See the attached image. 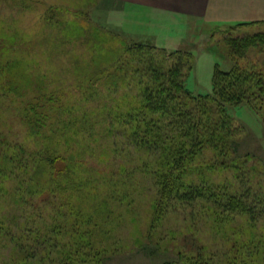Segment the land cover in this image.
I'll use <instances>...</instances> for the list:
<instances>
[{
	"label": "trees",
	"instance_id": "trees-1",
	"mask_svg": "<svg viewBox=\"0 0 264 264\" xmlns=\"http://www.w3.org/2000/svg\"><path fill=\"white\" fill-rule=\"evenodd\" d=\"M254 24L264 26L262 22L239 26ZM227 44L234 58H245L251 49L264 46V31L228 36ZM116 53H120L116 59L106 61L109 79L103 89L84 88L69 97L47 88L23 93L24 64L7 47H0V117L11 110L9 100L12 105L19 102L17 114L30 142L28 146L11 142V132L0 128V249L4 240L6 247L11 245L13 264L27 261L35 248L50 254L63 250L69 240L80 249H87L88 240L87 245L93 246L99 222L82 210L87 203L79 206L80 201L100 198V185L105 187L114 174L96 170L95 155L100 153L101 162L108 163L111 146L121 139L147 156L145 161L154 158L147 162L145 173L150 172L162 206L193 208L200 203L214 213L221 209L243 216L249 223L264 215V199L258 191L216 186L207 175L225 164H234L231 169L238 175L251 159L249 154L236 153L228 105L240 104L247 95L250 102L264 99V72L237 62L229 71L218 68L214 92L196 95L187 87L190 56L182 51L143 43ZM227 78L233 92L228 99L219 86ZM90 83L98 84L94 79ZM206 151L218 160L199 167L197 161ZM223 159L228 162L222 163ZM215 218L209 222L212 230H225ZM237 236L235 242L242 232ZM204 251L201 247L196 253L200 264H223L215 251ZM97 253L91 252V257Z\"/></svg>",
	"mask_w": 264,
	"mask_h": 264
},
{
	"label": "rangeland",
	"instance_id": "rangeland-1",
	"mask_svg": "<svg viewBox=\"0 0 264 264\" xmlns=\"http://www.w3.org/2000/svg\"><path fill=\"white\" fill-rule=\"evenodd\" d=\"M169 1L0 0V47H7L11 56L24 64L27 78L21 84L27 94L47 88L71 97L84 88L103 89L109 79L106 61L120 54L114 52L143 43L190 56L186 83L196 95L214 92L218 68L229 71L237 62L243 68L258 67L264 72V46L251 49L240 59L232 56L227 44L228 36L245 37L264 31V26L206 23L194 13H168L165 6ZM94 74L97 76L93 78ZM91 79L98 84L93 87ZM228 80L219 83L226 99L233 94ZM250 99L247 95L240 104L228 106L236 153L249 154L251 159L238 175L231 169L234 164L217 165L214 173L208 170L207 175L216 186L252 189L264 199V99ZM6 104L11 110L5 118L0 117V128L11 132V142L28 146L27 129L17 114L19 102L12 105L9 100ZM110 153L106 163L97 152L94 166L114 175L108 177L105 187L100 185L103 189L98 200L93 197L85 201L84 197L79 205L86 202L82 210L99 222L94 234L96 248L87 245L89 240L87 249L75 247L69 240V245L61 246L63 250L52 254L35 248L27 261L19 264H163L168 260L200 264L197 254L201 247L204 252L215 251L223 264H264V215L249 223L243 216L221 209L214 213L200 203L193 208L162 206L150 172L145 173L149 170L147 162L154 158L145 161L147 156L122 139L113 143ZM215 160L217 155L206 151L197 163L203 167ZM215 217L220 218L225 230H212L209 222ZM5 241L0 264H13L9 259L11 245L6 247ZM100 250L103 257L97 253ZM93 251L95 258L91 257Z\"/></svg>",
	"mask_w": 264,
	"mask_h": 264
},
{
	"label": "crops",
	"instance_id": "crops-1",
	"mask_svg": "<svg viewBox=\"0 0 264 264\" xmlns=\"http://www.w3.org/2000/svg\"><path fill=\"white\" fill-rule=\"evenodd\" d=\"M167 3L168 13H194L206 23H264V0H170Z\"/></svg>",
	"mask_w": 264,
	"mask_h": 264
}]
</instances>
